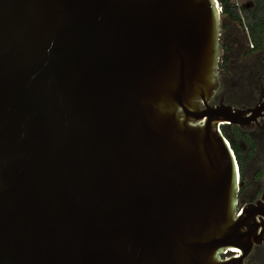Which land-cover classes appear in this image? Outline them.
<instances>
[{
    "label": "water",
    "instance_id": "obj_1",
    "mask_svg": "<svg viewBox=\"0 0 264 264\" xmlns=\"http://www.w3.org/2000/svg\"><path fill=\"white\" fill-rule=\"evenodd\" d=\"M220 17L215 0H0V264H245L264 197L237 215L209 105Z\"/></svg>",
    "mask_w": 264,
    "mask_h": 264
},
{
    "label": "flooded vegetation",
    "instance_id": "obj_2",
    "mask_svg": "<svg viewBox=\"0 0 264 264\" xmlns=\"http://www.w3.org/2000/svg\"><path fill=\"white\" fill-rule=\"evenodd\" d=\"M257 1L234 3L254 12ZM257 18L250 17L256 32L245 17L235 20L227 16L228 21L221 23L220 87L209 102L224 109L228 116V122L221 123L220 128L234 153L239 173L237 210L255 207L264 197V13L260 24ZM262 235V244L254 246L245 264H264V231ZM240 257H244L243 252Z\"/></svg>",
    "mask_w": 264,
    "mask_h": 264
},
{
    "label": "trees",
    "instance_id": "obj_3",
    "mask_svg": "<svg viewBox=\"0 0 264 264\" xmlns=\"http://www.w3.org/2000/svg\"><path fill=\"white\" fill-rule=\"evenodd\" d=\"M218 2L220 3L223 10L222 15L230 16L235 20H241L242 17H245L247 24L249 25L252 31L256 32L257 28L254 30V27L252 26V22L250 21V17H258L257 18L258 24H260V22L263 21L264 0L257 1V9L254 12H251L247 9H240L238 6H236L234 0H218Z\"/></svg>",
    "mask_w": 264,
    "mask_h": 264
},
{
    "label": "built area",
    "instance_id": "obj_4",
    "mask_svg": "<svg viewBox=\"0 0 264 264\" xmlns=\"http://www.w3.org/2000/svg\"><path fill=\"white\" fill-rule=\"evenodd\" d=\"M216 1V5H217V9H218V11H219V13L220 14H222L223 13V10H222V7H221V5H220V3L218 2V0H215ZM226 143H227V145H228V147L230 148V150H231V147H230V144H229V142L226 140ZM231 153H232V155H233V157H234V159H235V156H234V153H233V151L231 150ZM238 170V169H237ZM238 179H239V173H238ZM240 213H241V210H237V215H240ZM224 255V256H223ZM226 256V258H221L223 261H226V260H228V259H230V258H232V257H236L231 251H229V250H227V251H225L222 255H221V257H225Z\"/></svg>",
    "mask_w": 264,
    "mask_h": 264
},
{
    "label": "rangeland",
    "instance_id": "obj_5",
    "mask_svg": "<svg viewBox=\"0 0 264 264\" xmlns=\"http://www.w3.org/2000/svg\"><path fill=\"white\" fill-rule=\"evenodd\" d=\"M246 2H249V0H239V3H240L241 5H244ZM226 17H227V16H223V15L221 14V17H220V25H221L222 22L225 21ZM226 20H227V19H226ZM227 21H228V20H227ZM241 211H242V210H241ZM223 256H224V255H223ZM221 258H226V256H225V257H221Z\"/></svg>",
    "mask_w": 264,
    "mask_h": 264
}]
</instances>
